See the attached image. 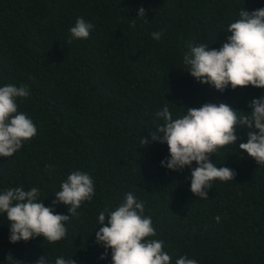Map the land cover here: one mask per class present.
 Returning a JSON list of instances; mask_svg holds the SVG:
<instances>
[{
	"label": "trees",
	"instance_id": "16d2710c",
	"mask_svg": "<svg viewBox=\"0 0 264 264\" xmlns=\"http://www.w3.org/2000/svg\"><path fill=\"white\" fill-rule=\"evenodd\" d=\"M140 7L146 20L138 18ZM258 8L264 0H0V87L29 89L16 102L37 129L12 157L0 156V191L35 187L49 207L73 171L88 173L95 185L92 201L54 244L10 243L0 213V264H8L9 253L18 264H36L44 255L48 264L59 256L111 264L110 250L99 259L104 248L94 231L99 213L115 210L128 192L144 202L153 238L164 241L171 264L181 256L197 264H264V166L239 150L249 130L237 126L236 144L211 157L236 176L213 181L206 200L191 193L189 168L161 167L166 144L140 143L162 123L156 112L164 106L174 119L204 103L251 113L248 104L264 89L229 86L220 93L187 73L183 55L189 44L218 49L239 12ZM78 18L93 25L91 34L69 44ZM153 32L162 33L159 40ZM55 212L67 215L68 207Z\"/></svg>",
	"mask_w": 264,
	"mask_h": 264
},
{
	"label": "clouds",
	"instance_id": "9594fccd",
	"mask_svg": "<svg viewBox=\"0 0 264 264\" xmlns=\"http://www.w3.org/2000/svg\"><path fill=\"white\" fill-rule=\"evenodd\" d=\"M145 11L140 7L138 18L145 19ZM92 28L91 23L78 18L69 29L67 42L88 39ZM227 32L229 34L218 49L205 44L188 45L189 50L183 55L187 73L220 93L229 86L232 90L248 86L264 89V8L252 12L241 10L239 18L228 25ZM161 34L153 32L151 35L154 40H159ZM29 95V89L23 84L0 87L2 157H12L37 134L33 121L18 111L16 102ZM248 107L252 109L250 114L234 110L224 102L204 103L187 108L185 114L174 119L168 106H164L156 112V118L162 123L149 133L150 139L141 137L140 143L147 146L166 144L168 157L161 161V167L173 172L189 168L191 193L206 200L213 181L227 182L236 176L232 169L218 167L211 157L224 146L236 144L237 126L249 130L247 142L239 143V150L246 152L259 166H264V94L253 99ZM238 112L244 114L238 116ZM193 164L196 166L192 167ZM60 188L49 207L40 200V190L35 187L30 190L9 187L0 191V213L7 218L10 243L43 238L54 244L66 237V222L79 215L78 209L85 201H92L95 185L88 173L77 170L62 181ZM60 204L68 207L67 215L55 212V207ZM144 211V202H138L135 195L128 192L115 210L105 209L99 213V227L94 232L95 242L104 248L100 260L106 259L110 250L111 264H171L172 257L164 250V241L153 238L156 236L153 221L144 215ZM215 220L219 223L220 217ZM7 262L18 264L21 261L14 260L9 253ZM36 264H48L46 256ZM54 264L77 262L73 257L59 256ZM175 264H197V261L181 256Z\"/></svg>",
	"mask_w": 264,
	"mask_h": 264
}]
</instances>
